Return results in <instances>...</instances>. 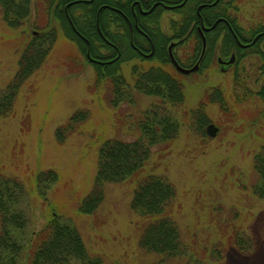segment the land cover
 I'll list each match as a JSON object with an SVG mask.
<instances>
[{"label":"rangeland","instance_id":"obj_1","mask_svg":"<svg viewBox=\"0 0 264 264\" xmlns=\"http://www.w3.org/2000/svg\"><path fill=\"white\" fill-rule=\"evenodd\" d=\"M232 2L244 36L264 24V0ZM169 15L168 11L159 19L168 36ZM34 19L32 15L29 24ZM29 29L9 28L0 10V89L17 70ZM187 47L184 44L176 51L182 61ZM245 57L233 71L222 73L211 65L183 78V103L170 111L178 122L177 136L152 148L146 170L174 185L173 219L185 247L184 255L163 264H264V199L251 190L259 181L252 158L264 146V117H260L264 103L254 98L233 105L231 93L235 71L245 84L259 89L253 71L256 57ZM139 65L158 66L156 61L140 62L136 57L121 62L119 73L127 91L113 104L105 85L89 87L94 80L92 66L78 45L59 31L43 64L19 89L11 112L0 117V173L22 182L30 192L26 233L39 231L53 214L70 220L88 255L100 258L101 264H162L138 246L139 220L129 208L132 184H106L92 214L77 210L92 188L102 140L136 139L142 112L158 101L130 89L131 69ZM216 91L222 92L228 107L236 108L233 112L224 113L217 103L209 102L207 94ZM77 110L88 112L86 123L58 144L55 129ZM209 124L217 130L214 136L206 133ZM46 170L55 171L58 179L37 197L29 183L35 173ZM235 231L252 242L245 253L232 244Z\"/></svg>","mask_w":264,"mask_h":264},{"label":"trees","instance_id":"obj_2","mask_svg":"<svg viewBox=\"0 0 264 264\" xmlns=\"http://www.w3.org/2000/svg\"><path fill=\"white\" fill-rule=\"evenodd\" d=\"M134 1L136 0H0L2 20L9 28L17 29L25 25L37 31L35 36L29 35L23 46L12 79L0 89V117L11 112L19 89L43 64L59 31L63 37L78 45L85 61L92 66L94 80L89 87L94 89L105 85L112 95L113 104L127 91V83L119 73V64L134 57L140 62L156 61L158 66L151 65L146 69L140 65L132 67L130 89L138 94L156 97L158 101L142 112L137 121L139 135L136 139L102 140L97 152L92 188L81 200L77 210L83 214H92L104 197L106 184H132L129 208L139 220L138 246L143 252L157 256L159 263L163 264L185 254L180 231L173 219L175 187L153 170L147 171L146 167L152 148L156 145H167L178 133V122L170 111L183 103L184 77L170 65L166 46L173 39L184 38L176 45L179 48L188 44L186 53H183L186 61L177 60L188 67L192 60L196 59L200 51L199 42L195 39L198 37L189 28L191 23L198 22L194 13L198 1L191 0L190 4L186 3L182 7L181 21H172L168 26L171 30L169 36L159 23L153 30L144 22L149 16L142 17L138 27L151 37L155 48L153 56L148 60L141 59L132 51L125 39L129 30L124 16L130 17V5ZM232 1L228 0L226 18L235 33L239 30L242 32L236 23L237 9ZM72 2L74 3L68 5L65 12L64 6ZM101 6L103 7L98 12ZM32 15L35 19L29 24ZM263 30L264 24L258 25L252 29L250 35ZM155 36L163 38H154ZM87 43L90 56L94 59L114 58L116 54L110 43L120 50V57L107 64L88 61ZM177 47L174 51H178ZM211 48L212 44L210 50ZM210 50L206 51V58L213 57ZM169 65L171 68L168 69ZM202 70L200 68L196 73ZM232 86L233 105H238V102L242 105L243 101L254 98L264 103V82L261 89L254 90L245 84L242 76L235 71ZM207 98L210 103H217L224 113H231L236 109L233 105L227 106L225 96L220 91L207 94ZM261 116L264 117V111ZM88 117L86 110L73 112L64 124L55 129L56 142L62 144L86 123ZM252 162L259 181L251 190L255 196L264 199V146H260L253 155ZM57 179V173L53 170L39 171L29 183L31 192L37 197H42L44 189L55 184ZM28 194L30 192H27L22 182L0 173V264H101L100 258L92 259L88 255L78 229L70 220L53 214L39 231L26 233L25 207ZM232 240L239 253H245L252 247L251 240L236 231Z\"/></svg>","mask_w":264,"mask_h":264},{"label":"flooded vegetation","instance_id":"obj_3","mask_svg":"<svg viewBox=\"0 0 264 264\" xmlns=\"http://www.w3.org/2000/svg\"><path fill=\"white\" fill-rule=\"evenodd\" d=\"M198 4L195 7V14L198 17L197 23H191L189 30L194 31L199 42V54L196 59L190 63V65L184 66L179 63L186 61L185 54L184 59L181 60L174 51V57L179 65L184 68H191L198 63V68L206 69L211 65H216L222 73L233 71L237 66L240 57L247 56L249 58L256 57V65L254 67V73L257 75L256 81L261 89L264 82V30L257 32L256 34L244 36L240 30L235 33L232 26L227 20L228 0H197ZM191 0H136L130 5V17L124 16V20L128 26L129 34L125 38L128 44L134 50L141 59H150L154 54L153 41L143 30L138 27L141 25L142 17L149 16V19L144 22L149 24L152 29L156 28V24L160 23L159 19L164 13L170 12L169 22L181 21V10L186 3L190 4ZM63 10L66 12L67 5ZM68 16V15H66ZM140 21V22H139ZM241 32V33H240ZM203 37V38H202ZM124 38V37H123ZM154 38H163L161 36H155ZM182 38L171 40L172 52L176 49V43L182 41ZM194 39V38H193ZM204 39V52L202 53V46ZM169 43V44H170ZM209 43V45H208ZM166 46V52L168 54V45ZM210 44L212 48L210 50ZM182 46V45H181ZM179 46V48L181 47ZM115 57L119 54L120 50L114 46ZM178 48V47H177ZM178 48V49H179ZM119 50V51H118ZM177 50V49H176ZM210 50L212 58H206L205 53ZM242 54V56H241ZM177 55V56H175ZM110 58L115 60L116 58ZM232 57V59H231ZM206 58V59H204ZM231 61V62H230Z\"/></svg>","mask_w":264,"mask_h":264},{"label":"water","instance_id":"obj_4","mask_svg":"<svg viewBox=\"0 0 264 264\" xmlns=\"http://www.w3.org/2000/svg\"><path fill=\"white\" fill-rule=\"evenodd\" d=\"M202 40H203V46H202V53H203L204 52V39H202ZM171 47H172V44H170L169 47H168V55H169L171 64L174 66V68H175V70L177 72H179L180 74H183V75H188L189 73H191V72H193V71H195L197 69L198 63H196L192 68H188V69L187 68H183L180 65H178V63L176 62V60L173 57V54L171 52ZM87 57L90 58L88 51H87ZM231 59H232V57H231ZM206 131H207L208 135H210V136H214L215 135V132H216V130L214 129V127L212 125H209L207 127Z\"/></svg>","mask_w":264,"mask_h":264},{"label":"bare ground","instance_id":"obj_5","mask_svg":"<svg viewBox=\"0 0 264 264\" xmlns=\"http://www.w3.org/2000/svg\"><path fill=\"white\" fill-rule=\"evenodd\" d=\"M69 4H72V3H69Z\"/></svg>","mask_w":264,"mask_h":264}]
</instances>
